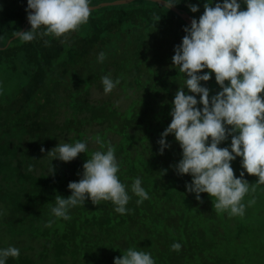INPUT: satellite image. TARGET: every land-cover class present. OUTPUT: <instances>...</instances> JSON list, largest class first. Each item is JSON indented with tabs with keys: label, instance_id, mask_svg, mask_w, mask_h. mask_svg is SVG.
I'll return each mask as SVG.
<instances>
[{
	"label": "trees",
	"instance_id": "16d2710c",
	"mask_svg": "<svg viewBox=\"0 0 264 264\" xmlns=\"http://www.w3.org/2000/svg\"><path fill=\"white\" fill-rule=\"evenodd\" d=\"M102 1L112 0H90V5ZM174 2L176 9L198 20L206 3L215 6L223 0ZM238 3L246 10L244 0ZM190 5L199 10L192 13ZM26 9L27 0H0V233L29 241L6 264H109L129 248L165 255L152 257L155 264H264V256L253 259L264 255V241L248 238L258 236L252 228L264 229V185L242 168V158L231 166L237 178L245 172L250 191L242 201L244 215L230 216L217 213L207 193L197 200L187 191L192 177L175 170L182 149L174 134L165 138L170 147L160 154L158 141L186 80L172 57L190 25L163 4L136 0L93 9L87 24L66 38L37 36L22 42L16 37L8 42L23 27L30 30ZM101 52L106 55L102 63L97 59ZM103 76L120 80L112 92L118 90L124 103L92 99V90H103ZM201 86L209 89L210 99L222 90L214 73ZM184 91L196 95L186 87ZM76 142L86 143L87 151L70 162L48 154L58 144ZM230 144L231 136L219 147L230 150ZM109 145L130 196L127 213H117L111 201L93 205L88 199L69 209L71 219L55 218L51 209L56 195L70 196L68 184L79 181L83 164ZM136 178L149 196L139 205L131 191ZM252 199L255 204L249 206ZM49 221L51 227L46 226ZM202 223L222 225L214 226L215 240L199 228ZM232 226L236 245L227 235ZM177 242L179 252L171 250ZM31 243L41 246L37 260L29 256Z\"/></svg>",
	"mask_w": 264,
	"mask_h": 264
},
{
	"label": "clouds",
	"instance_id": "9594fccd",
	"mask_svg": "<svg viewBox=\"0 0 264 264\" xmlns=\"http://www.w3.org/2000/svg\"><path fill=\"white\" fill-rule=\"evenodd\" d=\"M244 3L246 10H241L238 0H223L215 6L206 3L199 19L193 18L190 27L184 28L186 35L176 46L172 61L185 75V87L200 99L186 94L185 87H180L173 101L171 123L158 141L160 154H163L164 149L170 147L165 138L174 134L182 149V159L174 166L175 170L192 177L191 183L186 184L187 191L195 193L197 200L201 199V193H207L215 211L228 212L230 216L244 215L242 201L250 191L245 172L237 178L232 161L241 157L242 168L248 175L258 177L257 185H264V0H244ZM175 4L174 0H165L168 9ZM198 10L197 5H190L192 13ZM26 11L31 28L17 31L22 42H31L37 36L66 38L87 24L92 13L90 0H27ZM42 27L44 30L38 31ZM44 42L46 46L49 43ZM105 58L104 52L97 57L101 63ZM204 69L209 71L201 75ZM211 73L215 74V81L222 90L210 99L209 89L202 87L201 81H209ZM119 83V79L102 77L105 94L111 93ZM229 136L230 150L219 147ZM44 151L41 148V152ZM86 151L84 142L63 143L48 154L70 162ZM32 170L30 165L28 171ZM118 171L115 149L111 145L106 152L92 153L83 164L79 181L68 184L71 195L67 198L56 195V206L51 209L53 216L69 220V209L88 199L93 205L111 201L117 213L126 214L130 196L118 178ZM53 172L52 165L50 173ZM255 190L253 185L251 191ZM131 191L139 197L138 205L149 199L140 178L134 180ZM248 204H255V199ZM51 225L49 221L46 226ZM181 247L180 243H173L171 250L179 252ZM19 255L16 247L0 249V264ZM114 264H155V261L150 253L129 248L122 257L114 259Z\"/></svg>",
	"mask_w": 264,
	"mask_h": 264
},
{
	"label": "rangeland",
	"instance_id": "374dc122",
	"mask_svg": "<svg viewBox=\"0 0 264 264\" xmlns=\"http://www.w3.org/2000/svg\"><path fill=\"white\" fill-rule=\"evenodd\" d=\"M91 95H92V99H106L108 97H110V99H112L113 101H115L116 103L118 104H122L125 102V99H123V96L121 93L118 92V90H115L114 92L112 93H108V94H105L103 90L101 89H95V90H92L91 92ZM214 225L213 226H208L207 224L206 225H203V223L199 226V228L202 230H205L207 229L208 230V233L207 234V238L208 239H212V240H215L214 239V236L212 235V232L215 230L214 229V226H218L222 229V225H219L218 223H213ZM210 228V229H209ZM227 228H230V227H227ZM231 230H228V233L227 235H231L232 238H229L230 239V242L231 243H235L236 240H234V237L237 236L236 233V230H235V227L232 226L230 228ZM251 232L253 234H256L258 235L257 237H253L252 235L248 236L249 239L253 240V239H258V240H262L264 241V229L262 227H259V228H252L251 229ZM7 233V232H6ZM263 233V234H262ZM2 234L0 236V249H5V248H8L10 246L12 247H16V248H21L23 246H26L27 243H29L28 241V238H23L22 236H18V235H12V234H5V233H0ZM260 235V236H259ZM31 245H33V249L30 250V253H29V256L34 259V260H37L38 259V250L40 249V244H36V243H31ZM236 245V243H235ZM218 249V248H217ZM233 250H236V248H234ZM159 253V251H158ZM166 255H169V253L166 251L165 252ZM233 255H236L233 253ZM109 256V255H108ZM152 257H164L165 255H151ZM253 259H260V256H264V255H253ZM117 257H122V255H116L114 256L113 260L109 263V264H114V259L117 258ZM108 258V257H107ZM39 263V261H36V264ZM43 264H47L46 262H42Z\"/></svg>",
	"mask_w": 264,
	"mask_h": 264
},
{
	"label": "water",
	"instance_id": "95a60500",
	"mask_svg": "<svg viewBox=\"0 0 264 264\" xmlns=\"http://www.w3.org/2000/svg\"><path fill=\"white\" fill-rule=\"evenodd\" d=\"M132 1H136V0H112V1H102L96 5H90V8L93 9H97L100 7H104V6H110V5H120V4H126ZM150 1H154L160 4L165 5V1L164 0H150ZM171 10H173L175 13H177L188 25H191V20L192 18L189 17L187 14L182 13L181 11H179L178 9H176L174 6L171 7ZM25 27H23L20 31H24ZM17 35H14L13 37H11L8 42H10L12 39L16 38Z\"/></svg>",
	"mask_w": 264,
	"mask_h": 264
}]
</instances>
